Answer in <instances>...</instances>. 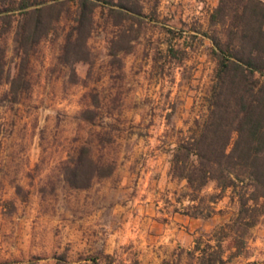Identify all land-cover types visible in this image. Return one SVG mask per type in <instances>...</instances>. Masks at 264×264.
<instances>
[{"label":"rangeland","instance_id":"rangeland-1","mask_svg":"<svg viewBox=\"0 0 264 264\" xmlns=\"http://www.w3.org/2000/svg\"><path fill=\"white\" fill-rule=\"evenodd\" d=\"M145 1L155 18L129 52L111 57L99 27L88 41L92 59L75 65L74 79L56 59L61 37L51 36L31 56L27 95L12 103L1 85L0 264H198L195 238L236 211L226 190L210 218L183 215L184 181L167 173L179 132L206 114L216 61L205 33L218 0ZM7 58L13 72L11 38ZM85 108L93 120L81 118ZM103 135L113 140L114 172L71 188L62 163L84 141L99 156ZM213 191V183L204 188ZM223 245L226 257L231 240ZM94 252L109 257L93 262ZM224 264H264V221Z\"/></svg>","mask_w":264,"mask_h":264},{"label":"trees","instance_id":"trees-1","mask_svg":"<svg viewBox=\"0 0 264 264\" xmlns=\"http://www.w3.org/2000/svg\"><path fill=\"white\" fill-rule=\"evenodd\" d=\"M145 7V0H0V87L8 84L12 103L27 95L33 87L31 56L51 36L61 37L56 59L74 79L75 65L92 59L88 41L99 27L106 32L111 57L129 52L147 19L155 18ZM208 23L205 36L216 65L206 114L179 132L167 173L184 181L178 209L190 218L213 216L226 190L236 201L232 216L200 233L191 250L198 264H224L243 253L251 229L264 221V0H218ZM9 38L13 72L7 58ZM80 115L93 120L97 113L85 108ZM112 142L109 135L99 138V156L88 141L76 146L62 163L64 182L85 189L112 175L116 160L107 150ZM209 183L214 191L205 193ZM226 239L232 250L225 257ZM108 257L94 252L88 259Z\"/></svg>","mask_w":264,"mask_h":264}]
</instances>
